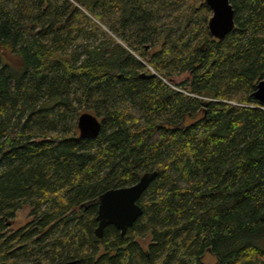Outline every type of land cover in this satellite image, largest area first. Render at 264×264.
Here are the masks:
<instances>
[{"label": "trees", "instance_id": "trees-1", "mask_svg": "<svg viewBox=\"0 0 264 264\" xmlns=\"http://www.w3.org/2000/svg\"><path fill=\"white\" fill-rule=\"evenodd\" d=\"M230 2L217 39L205 0H0V264H264V0Z\"/></svg>", "mask_w": 264, "mask_h": 264}, {"label": "water", "instance_id": "water-1", "mask_svg": "<svg viewBox=\"0 0 264 264\" xmlns=\"http://www.w3.org/2000/svg\"><path fill=\"white\" fill-rule=\"evenodd\" d=\"M231 0H205L211 11L207 21L210 34L217 39L223 38L234 27L233 7ZM254 97L264 104V79H261L253 93ZM80 138H94L101 128L100 119L93 113L84 111L77 118ZM156 175V171L144 172L138 181L125 186L109 188L98 198V210L95 234L100 237L104 227L114 225L124 234L135 220L142 214V207L137 200ZM77 259H70L54 264H76ZM15 264H38L35 262H16Z\"/></svg>", "mask_w": 264, "mask_h": 264}, {"label": "rangeland", "instance_id": "rangeland-1", "mask_svg": "<svg viewBox=\"0 0 264 264\" xmlns=\"http://www.w3.org/2000/svg\"><path fill=\"white\" fill-rule=\"evenodd\" d=\"M96 35L99 37L100 33L97 32ZM26 215H27V209H22V210H19L17 212V224L16 225H19L21 224L22 222L26 221ZM206 259H208V256L206 257Z\"/></svg>", "mask_w": 264, "mask_h": 264}]
</instances>
